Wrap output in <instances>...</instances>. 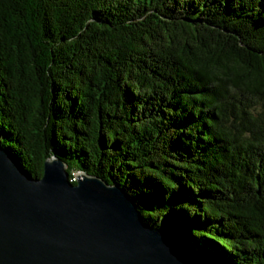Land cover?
<instances>
[{"label": "trees", "instance_id": "trees-1", "mask_svg": "<svg viewBox=\"0 0 264 264\" xmlns=\"http://www.w3.org/2000/svg\"><path fill=\"white\" fill-rule=\"evenodd\" d=\"M0 146L193 264H264V0H0Z\"/></svg>", "mask_w": 264, "mask_h": 264}, {"label": "water", "instance_id": "water-1", "mask_svg": "<svg viewBox=\"0 0 264 264\" xmlns=\"http://www.w3.org/2000/svg\"><path fill=\"white\" fill-rule=\"evenodd\" d=\"M46 160L32 178L0 146V264H193L117 186Z\"/></svg>", "mask_w": 264, "mask_h": 264}, {"label": "built area", "instance_id": "built-area-1", "mask_svg": "<svg viewBox=\"0 0 264 264\" xmlns=\"http://www.w3.org/2000/svg\"><path fill=\"white\" fill-rule=\"evenodd\" d=\"M76 175V174H75ZM75 175H74V177H75ZM76 178V177H75Z\"/></svg>", "mask_w": 264, "mask_h": 264}, {"label": "bare ground", "instance_id": "bare-ground-1", "mask_svg": "<svg viewBox=\"0 0 264 264\" xmlns=\"http://www.w3.org/2000/svg\"><path fill=\"white\" fill-rule=\"evenodd\" d=\"M77 180V179H76ZM77 182V181H76Z\"/></svg>", "mask_w": 264, "mask_h": 264}]
</instances>
